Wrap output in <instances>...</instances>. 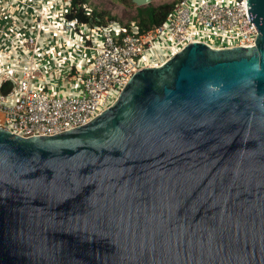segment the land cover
<instances>
[{"label": "water", "instance_id": "obj_1", "mask_svg": "<svg viewBox=\"0 0 264 264\" xmlns=\"http://www.w3.org/2000/svg\"><path fill=\"white\" fill-rule=\"evenodd\" d=\"M245 1L254 45L190 42L53 135L0 127V264H264V0Z\"/></svg>", "mask_w": 264, "mask_h": 264}, {"label": "built area", "instance_id": "obj_2", "mask_svg": "<svg viewBox=\"0 0 264 264\" xmlns=\"http://www.w3.org/2000/svg\"><path fill=\"white\" fill-rule=\"evenodd\" d=\"M64 1L69 9L63 12V30H74L81 24L97 28V52L89 58L86 72L76 76L80 81L76 93L52 95L44 84L34 87L37 68H24L17 77L2 76L0 88L7 81L10 87L6 92L0 89V127L13 134L53 135L87 123L106 108L110 93L115 101L134 72L161 63H141L144 52L156 43L179 44L180 50L190 42H203L195 36L204 28L231 37V44L220 48L250 46L257 34L245 0H179L159 25L142 32L133 23L126 27L115 20L97 23V18L87 22L66 18L72 6L70 0ZM85 13H89L87 8ZM32 45L31 49L34 40Z\"/></svg>", "mask_w": 264, "mask_h": 264}, {"label": "bare ground", "instance_id": "obj_3", "mask_svg": "<svg viewBox=\"0 0 264 264\" xmlns=\"http://www.w3.org/2000/svg\"><path fill=\"white\" fill-rule=\"evenodd\" d=\"M43 3L44 2L36 1V3L32 5V7L31 5H27V7L23 9L24 14L23 17H21V14H18L20 8L15 9V5L14 2H12V0H0V32H2L3 30L5 31V28L9 30V28H11L12 23H14L15 21L20 22L19 33L15 34V32L12 30L7 31L6 36L0 33V80L2 76L5 75H15L17 77L24 68H28V67L38 68V66H36L35 64L39 65L41 62H45L46 60L49 61V66H54V64H56L57 67H60L62 65V62L56 61V59H59V56L57 54L51 53L50 48L51 47H54V49L56 47L59 49L63 48L65 45V41L63 40V37H65L66 35L68 38L74 40V43L71 44L74 45L70 57L71 62L82 60L85 56L89 55V50L83 48L82 46V39L80 38L77 39L75 36L72 35L71 32L66 33L64 31H61L60 27L58 28L59 22L55 21L56 18L58 19L59 17L58 12H60V7L58 6V4L54 6L52 11L50 10L51 13L52 12L54 13V15L49 20V16H48L49 9L47 8L48 6L44 7ZM50 3L51 0H49L48 3L46 4H50ZM54 10L57 11L54 12ZM4 13L7 14L5 15ZM18 16H20L19 17L20 21L17 19ZM14 18H16V20H14ZM38 18L40 19V21ZM22 24L27 28L26 33L29 36H25L23 31L21 30ZM17 26L18 25H16V27ZM13 34H15V36H11ZM195 37L197 40H201L212 47H220L222 44H226V45L231 44V37L228 34H224V35L217 34L211 30H205L204 28H200L198 31H196ZM27 38H33L34 40L33 49H26L23 47V41L26 40ZM93 41L95 42V40ZM99 42L100 40H98V43ZM179 46H180L179 44H175V43L174 44H168L167 42H164V44L156 43L151 49H148L144 52L145 57H142L141 63L143 65L144 64L153 65L159 62L162 63L167 59L168 54H172V53L174 54L178 50ZM40 50H42L41 53L44 54L46 57L45 61L44 59L41 58ZM96 52L97 49L94 46L93 54H95ZM44 78H47L48 81L51 80V78H49V76L47 75H44ZM70 85H72L74 89H77V87L79 86V84L73 85L72 83ZM34 87L39 88V85L37 86L35 84V77H34ZM76 92H78V90L74 91V93ZM64 93L68 94V92H64ZM50 94L55 95L61 93H53L50 91ZM113 96L114 94L110 93V96L107 99L104 106L108 107L114 102Z\"/></svg>", "mask_w": 264, "mask_h": 264}, {"label": "crops", "instance_id": "obj_4", "mask_svg": "<svg viewBox=\"0 0 264 264\" xmlns=\"http://www.w3.org/2000/svg\"><path fill=\"white\" fill-rule=\"evenodd\" d=\"M57 4L60 7V12H58L59 15L56 14L59 17L58 19L56 18L55 20L59 22L58 28L60 27L61 31H64L66 33L71 32L72 35L75 36L77 39L78 38L82 39V46L83 48L89 50V55L85 56L82 60L71 62L70 57L73 51L72 49L74 48V45H71V44L74 43V40L71 38H68L66 35L65 36L66 38L63 37V40L65 41V45L63 48L61 49L57 47L55 49L54 47L50 48L51 53L57 54L59 56V59H56V61L62 62V65L60 67H57L56 64H54V66H49V61L48 60L45 61L46 57L44 54L41 53L42 50H40L41 58L44 59L46 63L41 62L42 63V64L40 63L41 65L35 64L36 66H38L36 76H35V84L37 86L39 85V87L41 84H44L45 87L48 88L49 91L53 93H64V92L74 93V91H77L80 89V83H79L80 81L77 79L76 76L78 74H84L86 72L87 62L94 52V46L97 48L99 44L98 40H100L99 38L100 35H99V31L97 28L93 26H89V25H83V24L79 25L78 28H75L74 30H68V31L63 30V25H64L63 12L65 13V11L69 9V6H67V3L64 0H54V1L52 0V2L49 4L50 5L49 9L52 11L54 6ZM50 10H49V13L52 18L54 13L53 12L51 13ZM56 11L57 10H54V12ZM13 25L14 24L11 25L12 29L9 28V30H12V31L14 30ZM25 35H28V34L26 33ZM11 36H15V34ZM93 40H95V42ZM77 62H80V63H77ZM44 75L49 76L51 80L48 81L47 78H44ZM70 82L73 85L79 84L77 89H74V87L70 85L71 84Z\"/></svg>", "mask_w": 264, "mask_h": 264}, {"label": "trees", "instance_id": "obj_5", "mask_svg": "<svg viewBox=\"0 0 264 264\" xmlns=\"http://www.w3.org/2000/svg\"><path fill=\"white\" fill-rule=\"evenodd\" d=\"M179 0H172L171 2H161L159 4H145L141 6H136L134 9V14L131 16L127 22L120 23L116 19L118 23L129 27L131 23H133L139 32L150 29L155 25H159L167 16V14L173 9L174 5ZM72 8L66 13V18H76L80 22H87L89 19H95L97 23H105L107 21L104 20V11L97 10L94 7H91L89 13H85V8L91 5L89 0H70ZM10 87V82H4L1 86V91L6 92Z\"/></svg>", "mask_w": 264, "mask_h": 264}, {"label": "rangeland", "instance_id": "obj_6", "mask_svg": "<svg viewBox=\"0 0 264 264\" xmlns=\"http://www.w3.org/2000/svg\"><path fill=\"white\" fill-rule=\"evenodd\" d=\"M25 1L26 0H12V2H14L15 9L20 8V10L18 11V14H21V17H23V14H24L23 9L26 8L27 5H31V7H32V5H34L36 3V1L37 2H44L43 3L44 7L45 6L46 7L49 6L47 8L48 9L50 8V5L46 4V3H48L49 0H27L26 2ZM171 1L172 0H152L150 3L156 5V4H159L161 2H171ZM24 2H25V4H24ZM51 2H52V0H51ZM89 3L91 5L87 6L88 10H90L91 7H94L97 10H102V11H104V15H103L104 16V20H106V19L107 20L116 19L119 22L121 21L122 24L124 22H127V20L131 18V16L134 14V9L136 7L131 2V0H89ZM4 14L6 15L7 13H4ZM48 16H49V20H50L51 19L50 13H48ZM19 17L20 16H18V18H17L18 20H19ZM14 20H16V18H14ZM12 24H14L13 25V29H14L13 31L15 32V34L19 33L20 32V29H19L20 28L19 27L20 26V22H16L15 21ZM15 24L18 25V26L16 27ZM4 26H6V25H4ZM21 30L23 31L24 34H26L27 28L23 24L21 25ZM7 31H9V30H7L5 28V31L3 30L0 33H2L4 36H6L7 35ZM25 36H28V35H25ZM32 43H33V39H31V40H29V39L27 40L26 39V40L23 41V47L26 48V49L27 48L31 49V46H33ZM172 55H173V53L172 54H168L167 58L172 56ZM142 57H145V54H143Z\"/></svg>", "mask_w": 264, "mask_h": 264}]
</instances>
